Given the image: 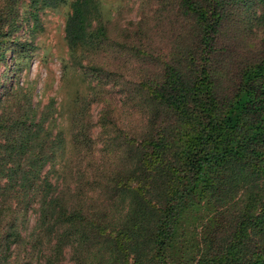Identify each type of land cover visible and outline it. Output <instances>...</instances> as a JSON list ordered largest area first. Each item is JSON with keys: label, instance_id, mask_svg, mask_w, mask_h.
<instances>
[{"label": "rangeland", "instance_id": "374dc122", "mask_svg": "<svg viewBox=\"0 0 264 264\" xmlns=\"http://www.w3.org/2000/svg\"><path fill=\"white\" fill-rule=\"evenodd\" d=\"M71 1L53 8L0 0V112L19 113L18 121L35 125L52 105L42 127L63 135V147L44 167L43 186L30 202L24 193L29 181L10 166L32 161L34 141L19 149L0 138V239L12 217L22 238L3 248L0 264H45L52 254L56 264H73L72 246L54 251L55 232L45 226L36 233L40 199L49 192L59 193L61 210L52 221H78V257L87 264L117 261L113 230L137 201L128 186L157 167L158 153L146 142L172 122L153 97L169 65L189 74L188 63L201 59V46L208 49L203 60L219 98L229 102L243 74L264 59V9L257 0H223L212 50L201 42L200 24L183 0H91L87 23L95 43L71 49L65 30ZM93 221L102 226L94 229ZM192 232L176 240L183 236L189 258L197 260L205 244ZM119 264H135L134 256L123 254Z\"/></svg>", "mask_w": 264, "mask_h": 264}, {"label": "trees", "instance_id": "16d2710c", "mask_svg": "<svg viewBox=\"0 0 264 264\" xmlns=\"http://www.w3.org/2000/svg\"><path fill=\"white\" fill-rule=\"evenodd\" d=\"M31 1L55 8L68 0ZM257 2L264 9V0ZM91 4L71 1L65 27L71 49L95 43L87 23ZM182 5L200 24L203 45L212 50L218 33L215 15H220L223 0H183ZM104 30V25L97 29ZM200 50L204 55L188 63L189 74L169 65L167 77L154 88V99L172 122L146 142L158 153L157 167L128 186L134 187L137 201L132 200L124 220L112 229L117 253L113 264H119L123 254H132L135 264H264V59L243 74L234 98L226 102L219 98L213 71L203 60L211 52L203 46ZM51 115L52 105L45 106L34 125L18 121L19 113L11 117L0 112V138L19 149L34 141L38 150L28 164L10 166L16 172L21 168L29 181L24 185L29 202L43 186L44 167L63 147L62 133L42 127ZM58 197L53 192L42 195L36 233L48 226L57 235L54 251L72 246L73 264H87L78 257V221H52L61 214ZM190 216L195 221H189ZM11 221L0 239V260L6 254L3 248L22 239L17 220ZM93 226L102 225L93 221ZM189 229L193 237H203V258H189L185 238L176 240ZM56 261L54 254L47 255L45 264Z\"/></svg>", "mask_w": 264, "mask_h": 264}]
</instances>
